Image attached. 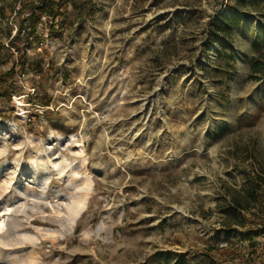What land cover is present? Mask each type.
Listing matches in <instances>:
<instances>
[{"label":"rangeland","instance_id":"obj_1","mask_svg":"<svg viewBox=\"0 0 264 264\" xmlns=\"http://www.w3.org/2000/svg\"><path fill=\"white\" fill-rule=\"evenodd\" d=\"M89 1L0 0V264H264V0Z\"/></svg>","mask_w":264,"mask_h":264},{"label":"trees","instance_id":"obj_2","mask_svg":"<svg viewBox=\"0 0 264 264\" xmlns=\"http://www.w3.org/2000/svg\"><path fill=\"white\" fill-rule=\"evenodd\" d=\"M20 1L23 5L21 9L27 7L30 9V15L24 18L21 22V25L18 29V33L21 32H28V29L33 30L35 29L37 23L41 20L42 16L47 18H51V25H53L54 21H56L57 17L65 16L60 12V8L62 5L67 4V2L71 3L73 11L76 13V17L81 19L82 13L91 14L93 13V8L91 2L89 0H85L80 4V2H76V0H16ZM39 13V14H38ZM29 27V28H27ZM54 29V28H53ZM220 31V30H218ZM29 37V32L27 33ZM27 37V38H28ZM264 66V52L259 54L258 56H253L250 60V68L252 73L260 72V68ZM262 180V179H261ZM237 208L245 209L246 207L241 204L238 200H234L233 202Z\"/></svg>","mask_w":264,"mask_h":264},{"label":"bare ground","instance_id":"obj_3","mask_svg":"<svg viewBox=\"0 0 264 264\" xmlns=\"http://www.w3.org/2000/svg\"><path fill=\"white\" fill-rule=\"evenodd\" d=\"M4 228V222L0 221V231Z\"/></svg>","mask_w":264,"mask_h":264}]
</instances>
